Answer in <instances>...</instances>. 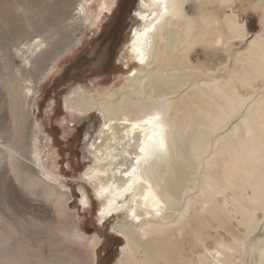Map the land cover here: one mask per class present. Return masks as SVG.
<instances>
[{"label": "bare ground", "instance_id": "1", "mask_svg": "<svg viewBox=\"0 0 264 264\" xmlns=\"http://www.w3.org/2000/svg\"><path fill=\"white\" fill-rule=\"evenodd\" d=\"M31 1L37 2V7L22 11L29 0H0V41L4 42L0 90L4 98L2 105L9 108L8 114L0 113V181L11 172L10 193L19 195L23 189L28 194L51 197L59 216L56 230L60 242L85 244L91 263L78 253V264H96L98 237L82 234L70 222L66 200L55 190L56 182L62 183L60 177L39 167L40 173L48 177L43 178L27 162L33 148L27 125L31 115L28 104L32 101L34 105V94L38 91V73L39 79L50 76L63 54L75 44V32L83 23H93L102 12L96 8V0ZM234 1L141 0L126 48L130 63L137 67L130 69L128 85L121 88L122 97L114 101L116 93L111 90L98 96L83 92L65 98L68 106L83 113L98 110L105 119L99 130L100 141L88 148L96 164L88 166L83 175L99 199V219L105 220L110 214L123 218L122 223L119 221L114 226L126 242L121 247L118 264H264V236L250 247L246 245L248 237H253L260 227L256 211L260 207L264 209V97L252 103L253 95H240L233 82L252 86L258 78L264 79V28L251 33L235 12L231 17L225 14ZM5 3L17 5V14L26 15L14 17V24L9 25L4 20L11 8ZM55 4L59 7L55 8ZM233 39L247 43L228 79L216 78L212 80L213 86L205 82L209 89L199 88L192 81L184 94L164 91L172 92L180 87L183 77L179 70L193 67L191 58L197 45L215 52L221 43L229 48ZM15 57L23 58L24 63L13 67ZM35 69H42L43 73ZM189 73L192 76L193 71ZM212 92L222 99L217 100ZM175 94L177 99L172 101ZM192 106L199 108L198 115L193 117ZM242 110L243 118L234 125L235 134L217 144L214 156L208 155V160L212 159L211 167L201 180L214 198L234 189L236 213L242 216L239 225H245L246 234L239 235L229 225L225 205L210 202L212 206L206 209L210 218L234 240L214 238L216 246L209 248L202 234L209 227L208 220L202 219L205 209L194 210L195 214L188 218L193 196L187 197L185 204L182 200L197 174V162H203L211 149L214 151L215 142L208 139V131L226 127ZM180 114L186 119H181ZM5 120L11 122L12 131L3 128ZM247 188L251 194L243 195ZM81 202L87 207L84 189ZM194 224L199 227L194 229ZM17 234L7 216L0 213V258L4 264L12 262L11 256L17 260L27 257L26 252L13 247ZM193 236L204 250L196 255V262L188 257L196 245ZM47 261L52 263L50 259Z\"/></svg>", "mask_w": 264, "mask_h": 264}, {"label": "rangeland", "instance_id": "2", "mask_svg": "<svg viewBox=\"0 0 264 264\" xmlns=\"http://www.w3.org/2000/svg\"><path fill=\"white\" fill-rule=\"evenodd\" d=\"M140 1L96 0V8L102 13L98 15L99 17L93 23H90V21L83 23L75 32L73 37L75 44H72V47L63 54L65 56L59 60L50 76L39 79L38 73L39 82H36V85L38 83L39 85L37 86L38 91L34 94V105L32 101L28 104L30 109L28 112H31V115L27 131L30 126L29 131L32 136L33 148L30 153L31 159L27 162L43 178L48 177L40 173L39 167H45L47 171H51L50 173L60 177L62 183L60 184L57 181L55 190L58 193L60 192L66 200L71 213L69 215L70 222H73L82 234L98 237L96 264H118L122 258L121 247L126 245L125 240L119 237L118 232L114 229L115 224L121 222L120 219L123 220V218L119 217L118 214H110L105 220L99 219V199L88 186L83 175L88 166L96 164V159L88 148L100 141L99 130L105 119L98 110L83 113L74 107L68 106L65 98L68 94L78 96L83 92L85 95L94 94L98 96V94L108 93L111 90H115L116 93L114 101H118L122 97L123 91L121 88L128 85L127 75L132 71L130 69L137 67L135 64L130 63L131 60L126 48L130 31L136 23L137 13L135 15V12L138 11ZM36 4L37 2L29 0V5L23 6L21 10L27 11L29 8L37 7ZM5 5L11 8L8 18L4 20L9 25L14 24V17L21 18L26 15H18L17 5L15 4L5 3ZM100 5H102L101 9H99ZM43 6H48V4L43 3ZM54 6L58 8L59 4ZM226 9L225 14L229 17L235 12L239 21H245L251 33L264 28V0H235L233 5L228 6ZM252 29L256 31H251ZM23 34L25 35V33ZM77 39L78 43L76 44ZM225 41L223 42L225 43ZM246 43L247 40L233 39L229 43V48L221 43L215 52L204 50V45H197L193 49L191 58L193 67H189L188 70L187 66L179 70L183 77L179 83L180 87L172 92L170 89L164 91L167 94L176 92L184 94L189 91V85L192 81L199 88L209 89L210 87L206 86L205 82H209L213 86L212 80L216 78L228 79L231 75V69L239 64L238 55L245 48ZM3 44L4 42L0 41V57L4 53ZM232 55L235 57H232ZM23 63L21 57H15L12 62L13 67ZM35 70L43 73L42 69ZM189 71H193L192 76ZM185 74L190 76L186 77ZM233 82L240 95L244 97L253 95L252 101L250 99L252 103L254 99L257 101L264 97L263 78L253 81V87L243 86L235 80ZM213 92L212 95L217 100L222 99L214 95ZM177 96L178 94H175V98L173 96L171 100L175 101ZM3 100V93L0 90V113L8 114V105L3 106ZM250 101L248 104H250ZM200 109L203 111L202 108ZM198 110V107L192 106L191 117L198 115ZM239 114L233 117L226 124V127L224 125L215 131H208V139H211L212 143H216L212 144L214 151L211 152L213 150L211 149L204 155L203 162H197L199 164V168L196 167L197 174H195L196 176H194L192 182L188 184L189 188L187 187L184 192L186 197L182 200V204H185L187 199L193 196L191 200L193 209L188 212V218L194 215L195 211L201 212L205 209L204 212L202 211V219L208 220L209 227H205L202 234L209 248L216 246L214 238L223 239L227 242H233L234 240L233 236L219 226L216 220L210 218V214L206 209L215 203L216 206L218 204L220 206L225 205L226 212H229V214L226 213L227 222H230L229 225L232 226V229L238 232L239 235L244 236L246 234L245 225H239V219L242 216L240 213H236L237 204L234 201L235 198H233L234 195L236 196L234 189H228L223 194L215 195L214 198L212 197L214 194H208V189L201 180L211 167L212 159L208 160V155L211 153L210 155L214 156L213 153L217 150V144L223 140H229L231 133L235 134L234 125L241 121L244 110ZM180 116L181 119H186L183 114H180ZM10 123V121L5 120L3 128L8 130ZM9 131H12V129H9ZM198 136L200 135H197V138ZM233 139L237 140L236 138ZM35 144L37 145L35 146ZM10 177H12V173L8 172L5 180L0 181V213L5 217L7 216V220L17 230L18 234L13 247L21 252H26L27 257L17 260L14 256H11L12 262L5 264H49L47 259H50L51 264H78V253L86 257L87 263H91L92 258L85 244L78 243L80 247L78 244L74 245L67 241L60 242L56 230L59 225V216L53 209L51 197L37 193L28 194L20 187L22 194L10 193L8 187ZM14 182V184H17L16 181ZM82 189L86 191L88 196L87 207L81 202ZM249 193L251 194V189L247 188L243 195H250ZM209 195L212 198H208ZM206 199H208V203ZM210 202H212V205H210ZM256 216L260 227L257 228L253 237H248L246 240L247 247H250L260 237L264 236V209L258 208ZM3 224L6 225V222L4 221ZM198 227L197 224H194V229ZM9 231L11 230L9 229ZM195 239V236H193V245L196 244L193 247V254L188 253V257L191 256L194 262L198 258L196 255L199 252H204L202 246L198 245ZM0 264H4L1 258Z\"/></svg>", "mask_w": 264, "mask_h": 264}, {"label": "trees", "instance_id": "3", "mask_svg": "<svg viewBox=\"0 0 264 264\" xmlns=\"http://www.w3.org/2000/svg\"><path fill=\"white\" fill-rule=\"evenodd\" d=\"M251 31H256L255 29H252Z\"/></svg>", "mask_w": 264, "mask_h": 264}, {"label": "flooded vegetation", "instance_id": "4", "mask_svg": "<svg viewBox=\"0 0 264 264\" xmlns=\"http://www.w3.org/2000/svg\"><path fill=\"white\" fill-rule=\"evenodd\" d=\"M61 78H63V76H61Z\"/></svg>", "mask_w": 264, "mask_h": 264}]
</instances>
